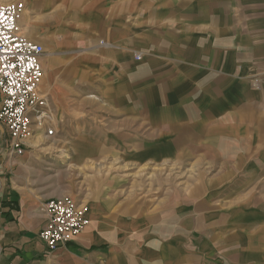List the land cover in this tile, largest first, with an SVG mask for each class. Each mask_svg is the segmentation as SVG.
<instances>
[{
	"label": "crops",
	"instance_id": "0c3cea01",
	"mask_svg": "<svg viewBox=\"0 0 264 264\" xmlns=\"http://www.w3.org/2000/svg\"><path fill=\"white\" fill-rule=\"evenodd\" d=\"M27 1L49 118L21 155L0 122V264H264V0ZM65 196L90 223L49 250Z\"/></svg>",
	"mask_w": 264,
	"mask_h": 264
},
{
	"label": "built area",
	"instance_id": "2783aa9c",
	"mask_svg": "<svg viewBox=\"0 0 264 264\" xmlns=\"http://www.w3.org/2000/svg\"><path fill=\"white\" fill-rule=\"evenodd\" d=\"M25 11L21 0L0 1V122L10 137V155L23 154L27 141L49 118L48 97L39 91L46 51L22 32L20 20ZM135 58L142 56L138 53ZM54 132V128L47 130L48 135ZM44 211L47 224L39 233L49 250L75 240L90 223L88 207L70 197L48 199Z\"/></svg>",
	"mask_w": 264,
	"mask_h": 264
},
{
	"label": "rangeland",
	"instance_id": "374dc122",
	"mask_svg": "<svg viewBox=\"0 0 264 264\" xmlns=\"http://www.w3.org/2000/svg\"><path fill=\"white\" fill-rule=\"evenodd\" d=\"M23 1H26V8H27V10L25 11V13L23 14V16H22V18H21V25L23 26V28H24V25H23V22L24 21H29L30 22V24H32L31 26H30V32L31 31H33V33H34V35H35V32H36V22H37V20H36V10H34V6L32 5V4H29L28 3V1L27 0H23ZM61 12V11H60ZM60 12H59V8H56V9H54V12H53V14L52 13H48V14H45L44 13V15H43V17L45 18V17H47V15H50L51 16V14H52V16H53V19L55 20L54 22L55 23H58V22H60V20H59V18L60 17H62L61 15H63V16H67L68 15V13H64L63 12V14H60ZM38 19L40 20V22H41V15L39 14V17H38ZM53 24V22H50V24ZM29 24V25H30ZM27 28V26L25 27V29ZM43 45H44V50L46 51V50H48V47H47V45L45 44V43H43ZM47 53V51L45 52V54ZM41 135V134H40ZM37 136V135H36ZM56 140V138L55 137H53V138H51V139H49V138H45V140H44V137H43V141H42V145L40 146V148L39 149H41V148H45V147H47V146H50V148H45L44 150H41L42 152H44L46 149H48V151H52V152H54V153H60V148H61V143L59 144L58 143V141H55ZM31 150H34V148L33 147H31L30 148ZM39 149H37V150H39ZM183 167V166H182ZM172 169L173 168H171V167H166V174L168 173V172H171L172 171Z\"/></svg>",
	"mask_w": 264,
	"mask_h": 264
},
{
	"label": "bare ground",
	"instance_id": "6f19581e",
	"mask_svg": "<svg viewBox=\"0 0 264 264\" xmlns=\"http://www.w3.org/2000/svg\"><path fill=\"white\" fill-rule=\"evenodd\" d=\"M37 134V133H36ZM38 135H40V133L38 134ZM40 139V138H39ZM43 139V138H42Z\"/></svg>",
	"mask_w": 264,
	"mask_h": 264
}]
</instances>
